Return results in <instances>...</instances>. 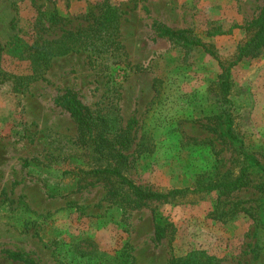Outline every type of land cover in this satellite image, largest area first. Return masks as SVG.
<instances>
[{"label": "rangeland", "instance_id": "rangeland-1", "mask_svg": "<svg viewBox=\"0 0 264 264\" xmlns=\"http://www.w3.org/2000/svg\"><path fill=\"white\" fill-rule=\"evenodd\" d=\"M263 4L0 0V264H23L6 250L40 264H62L55 239L65 242L61 249L71 256V241L112 254L128 248L136 264H168L193 249L215 255L217 264H264L262 171H252L250 184L223 196L189 192L140 206L122 204L108 196L102 179L79 181L66 172L94 156L79 143L73 117L56 102L70 89L123 125L135 119L126 173L138 184L169 190L204 175L238 174L246 151L264 163V42L232 67L227 99L216 87L219 61L234 58L247 35L244 24L260 15ZM108 5L120 14L124 63H112L107 55L95 64L87 52L73 51L54 56L44 78L16 86L14 75L30 71L29 62L11 52L16 35L30 36L41 17L44 37L56 38L65 28L87 25ZM160 25L191 29L218 57L160 37ZM158 221L166 225L162 239L156 237Z\"/></svg>", "mask_w": 264, "mask_h": 264}, {"label": "trees", "instance_id": "trees-1", "mask_svg": "<svg viewBox=\"0 0 264 264\" xmlns=\"http://www.w3.org/2000/svg\"><path fill=\"white\" fill-rule=\"evenodd\" d=\"M120 14L110 5L105 6L87 25L65 28L56 38L44 37L45 29L41 24V17L36 18V25L28 37L16 35L11 43V52L20 60L29 62L30 71L27 74L14 75L16 86L44 78V74L54 56L67 54L73 51H85L89 54L92 63L97 64L99 58L112 56V63L121 64L126 61V51L121 40ZM51 17L50 19H52ZM243 26V25H240ZM247 35L233 59L219 61L220 73L216 79V87L222 92L224 99L228 98L231 91V69L237 65L249 52L264 42V4L260 15L252 22L244 24ZM158 34L176 45L187 49L203 47L205 51L218 57L213 47L203 39L193 34L188 28H171L164 25L158 27ZM56 102L66 109L77 125L78 141L85 149H91L94 160L85 167L78 165L66 172L77 177L79 181L89 178L102 179L108 184V196L121 200L125 205L140 206L151 200H166L183 196L187 193L217 192L220 196L227 195L235 190L250 184L251 172L259 170L264 173V163L253 153L246 151L245 161L238 174L228 172L221 176H202L193 185L186 187L159 190L151 185H142L134 181L126 172L131 162L128 150L133 146L136 120H130L126 125L111 117L104 108H92L85 104L79 95L68 89L56 97ZM229 123L231 115H226ZM114 121H117L115 123ZM229 134L240 142L241 151L245 144L243 139L233 132L230 126ZM246 150V149H245ZM54 194V193H52ZM119 200V201H120ZM122 203V204H123ZM166 225L159 222L156 225V237L165 236ZM55 253L62 264H71L80 258L82 264H136L135 257L127 249L112 254L102 252L97 246L91 250H84L80 243L69 242L74 254H66L61 248L65 242L55 239ZM9 259L23 264H40L36 259L20 251L6 250ZM80 255L81 257H78ZM87 255V256H86ZM74 256V257H73ZM86 257V258H84ZM218 257L208 255L200 249H193L184 256H176L168 264H217ZM81 264V262H80Z\"/></svg>", "mask_w": 264, "mask_h": 264}]
</instances>
